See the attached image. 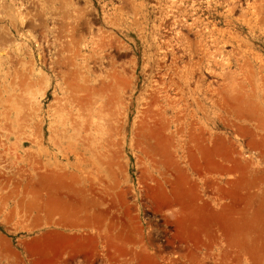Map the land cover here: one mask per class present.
Masks as SVG:
<instances>
[{"label":"rangeland","instance_id":"rangeland-1","mask_svg":"<svg viewBox=\"0 0 264 264\" xmlns=\"http://www.w3.org/2000/svg\"><path fill=\"white\" fill-rule=\"evenodd\" d=\"M115 225L118 264H264V0H0V264Z\"/></svg>","mask_w":264,"mask_h":264},{"label":"crops","instance_id":"crops-1","mask_svg":"<svg viewBox=\"0 0 264 264\" xmlns=\"http://www.w3.org/2000/svg\"><path fill=\"white\" fill-rule=\"evenodd\" d=\"M225 167L226 171L227 168ZM227 170V171H228ZM221 198H226L225 194L227 192L222 191ZM237 205H234L233 207L230 205V203H222L220 207L212 208L210 211V227L212 230H218L222 233V236L225 240H230L231 236H235V241L237 242V245H240V239L239 230V219L235 218L234 215L242 214L245 215L244 208H240V203L237 202ZM244 220V218H243ZM231 223L233 224V227H231ZM85 226V224H83ZM214 228V229H213ZM209 229V225H208ZM231 230H233L232 235L230 234ZM103 238H105L106 244L103 246L97 239L92 240L93 242H90L86 239V237L83 238V240L78 241V245L75 243H69L66 246H64V250L68 251L67 257L69 259H74L75 257H82L83 258V264H92L91 260L96 255L98 249H103L102 256L104 257L105 263L104 264H118L119 263V256L121 258H124L128 255L129 250L127 247L118 246V233L116 225L114 228H109L108 230H105L103 233ZM215 239V237H213ZM223 239V240H224ZM108 240V241H107ZM120 254V255H119ZM131 261L127 264H130ZM137 263V262H136ZM132 264V263H131ZM138 264V263H137Z\"/></svg>","mask_w":264,"mask_h":264}]
</instances>
